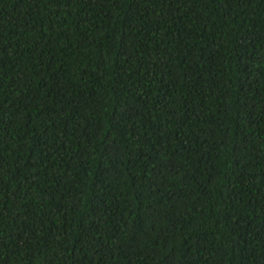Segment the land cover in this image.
Instances as JSON below:
<instances>
[{
  "label": "trees",
  "instance_id": "16d2710c",
  "mask_svg": "<svg viewBox=\"0 0 264 264\" xmlns=\"http://www.w3.org/2000/svg\"><path fill=\"white\" fill-rule=\"evenodd\" d=\"M0 264H264V0H0Z\"/></svg>",
  "mask_w": 264,
  "mask_h": 264
}]
</instances>
